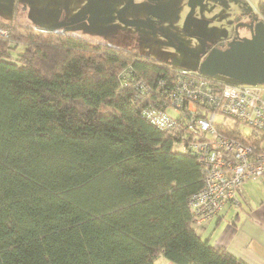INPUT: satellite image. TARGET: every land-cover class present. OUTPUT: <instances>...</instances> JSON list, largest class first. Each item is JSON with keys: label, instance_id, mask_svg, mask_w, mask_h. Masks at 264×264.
<instances>
[{"label": "trees", "instance_id": "1", "mask_svg": "<svg viewBox=\"0 0 264 264\" xmlns=\"http://www.w3.org/2000/svg\"><path fill=\"white\" fill-rule=\"evenodd\" d=\"M255 12L264 21V0ZM0 31V264H247L195 229L206 220L196 225L188 202L203 176L185 146L204 141L190 118L207 107L169 109L181 69L15 13ZM226 119L220 135L258 144Z\"/></svg>", "mask_w": 264, "mask_h": 264}, {"label": "rangeland", "instance_id": "2", "mask_svg": "<svg viewBox=\"0 0 264 264\" xmlns=\"http://www.w3.org/2000/svg\"><path fill=\"white\" fill-rule=\"evenodd\" d=\"M188 2L189 0H63L61 3H51L49 0H34L29 4L27 23L23 19L18 20L36 28H49L57 23L85 17V20L61 29L86 39L168 61L178 69L195 72L204 55L216 42L236 34L240 39L247 36L244 28L249 23L247 14L254 9V2L202 0L193 6ZM17 3L19 5L20 2L0 0V20L16 14ZM49 5L51 6L48 7ZM154 5L164 10V16L158 23L147 21L149 10ZM21 13L24 16L22 10ZM237 16L242 20L238 21ZM61 18L68 20L55 23ZM21 49L23 48L18 47L14 53ZM222 79L228 83L231 81L225 77ZM224 117L223 114H217L215 121H222ZM226 120L232 121L228 118ZM258 179L247 180L241 186L242 193L238 197L240 207L227 211L217 226L209 223L205 229L196 227L197 233L201 232V236L206 237L203 239L210 237L209 242L213 243L227 223L236 219L239 226L251 210L264 205V177L262 180ZM236 215H239L238 219ZM223 224L225 225L221 228ZM157 263L171 264L163 258Z\"/></svg>", "mask_w": 264, "mask_h": 264}, {"label": "built area", "instance_id": "3", "mask_svg": "<svg viewBox=\"0 0 264 264\" xmlns=\"http://www.w3.org/2000/svg\"><path fill=\"white\" fill-rule=\"evenodd\" d=\"M190 73L181 69L177 74L169 109L179 112L183 99L188 100L190 113H194L196 101L207 107L205 117L190 118L191 129L204 134V141H190L185 146L197 154L201 165L203 187L188 202L194 223L201 225L225 205L235 203L245 181L264 177V85L223 84L216 90L203 77ZM217 114L258 132V144H242L220 135L214 126ZM148 117L160 127L172 125L166 112H150Z\"/></svg>", "mask_w": 264, "mask_h": 264}, {"label": "water", "instance_id": "4", "mask_svg": "<svg viewBox=\"0 0 264 264\" xmlns=\"http://www.w3.org/2000/svg\"><path fill=\"white\" fill-rule=\"evenodd\" d=\"M201 2L202 0H189L188 4L193 6ZM255 13V10L251 9L247 14L248 38L232 39L224 49L213 46L208 50L198 68L202 75H218L245 85H264V21ZM163 16L164 10L158 6L151 7L148 13L150 21H161ZM83 20L85 17L41 29L52 31Z\"/></svg>", "mask_w": 264, "mask_h": 264}, {"label": "crops", "instance_id": "5", "mask_svg": "<svg viewBox=\"0 0 264 264\" xmlns=\"http://www.w3.org/2000/svg\"><path fill=\"white\" fill-rule=\"evenodd\" d=\"M32 1L34 0H18V2L20 3L19 5L17 3V9L19 11L17 10L15 15L18 19H23L25 23H27L26 15L30 10L29 4H31ZM53 1H58L59 3H61L63 0H49V2L51 3H53ZM246 1L248 0H245V2ZM252 1L254 2L253 10H255L257 0ZM50 6L51 5H49L48 7ZM21 10L24 12V16H22L23 13H21ZM6 19L8 20L9 17H7ZM237 19L238 21L242 20V18L238 16ZM66 20L68 19L61 18L55 21V23ZM260 179L262 180L263 178ZM241 190L242 189H240V192L238 193L239 198L242 193ZM238 197L235 203L231 205L228 204L224 208H222L217 216L206 220L204 222L205 224H203L201 228L205 229V227H207L209 223L214 224L215 226L219 225L221 219L224 217L227 211L241 206ZM236 218L238 219L239 215H236ZM235 220H232V222L227 223V225L223 224L221 228L224 225L225 226L222 228L221 234L218 235L211 244L216 248H223L227 250L228 252L241 259L242 261L246 262L247 264H264V205L261 204L256 209L251 210L248 213V217L244 220L241 225L238 226V222H236ZM199 235H202L201 232H199ZM207 240L209 241L210 237Z\"/></svg>", "mask_w": 264, "mask_h": 264}, {"label": "flooded vegetation", "instance_id": "6", "mask_svg": "<svg viewBox=\"0 0 264 264\" xmlns=\"http://www.w3.org/2000/svg\"><path fill=\"white\" fill-rule=\"evenodd\" d=\"M147 21L148 22H151V23H158L159 21H156V20H152V21H150L149 20V17H148V19H147ZM244 30H245V32L247 33V36L245 37V38H248L249 37V33H248V31H247V29L246 28H244ZM243 38V37H242ZM232 39H240V37H238V34H236L234 37H228L227 39H225V40H222L221 42L219 41V42H217L214 46L215 47H218V48H220V49H224L225 47H226V44L229 42V41H231ZM208 52V51H207ZM143 56H145V55H143Z\"/></svg>", "mask_w": 264, "mask_h": 264}]
</instances>
